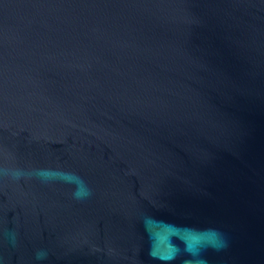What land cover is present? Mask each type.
<instances>
[{"label": "water", "instance_id": "1", "mask_svg": "<svg viewBox=\"0 0 264 264\" xmlns=\"http://www.w3.org/2000/svg\"><path fill=\"white\" fill-rule=\"evenodd\" d=\"M0 264H264V0H0Z\"/></svg>", "mask_w": 264, "mask_h": 264}, {"label": "clouds", "instance_id": "2", "mask_svg": "<svg viewBox=\"0 0 264 264\" xmlns=\"http://www.w3.org/2000/svg\"><path fill=\"white\" fill-rule=\"evenodd\" d=\"M40 175L45 180L57 178V177H53V176H51L47 173H44V172H41ZM58 178L65 179L68 182L76 183L77 188H76V191L74 192V196L77 199L84 198V197L90 195V190L87 189V187L84 185L83 181L79 177H76L73 174L63 173V174H60Z\"/></svg>", "mask_w": 264, "mask_h": 264}]
</instances>
